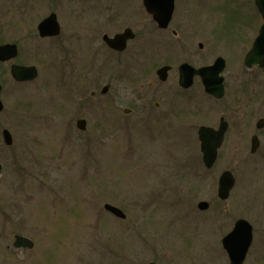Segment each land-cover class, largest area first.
Here are the masks:
<instances>
[{
	"label": "rangeland",
	"instance_id": "1",
	"mask_svg": "<svg viewBox=\"0 0 264 264\" xmlns=\"http://www.w3.org/2000/svg\"><path fill=\"white\" fill-rule=\"evenodd\" d=\"M215 1L208 0L205 24L244 27V35L255 31L251 5L219 0L222 12L216 14L211 9ZM53 6L45 0H0V41L35 32ZM58 8L67 27L60 39L51 45L26 40L14 60L36 65L38 78L15 83L10 63L0 66L5 104L0 115V264H229L222 238L238 218L248 219L255 229L245 264H264V129H256L264 116L262 73L245 69L241 48L230 37L224 38L229 46L216 47L219 54L226 56V48L230 55L226 75L231 95L224 102L236 101L237 116L252 111V122L245 130L243 118H235L236 129L228 133L214 169L206 172L197 131L200 125L217 126L222 114L210 108L207 98L202 103L199 96L184 94L171 97L155 113L124 115L132 97L118 88L123 84L101 95L107 82L104 68L76 62L85 50L72 52V41L65 38L76 29L74 11ZM197 13L193 7L190 17ZM165 57L157 54L151 67ZM116 87L126 103L115 100ZM190 102L194 106L187 107ZM78 118L87 120L86 131L76 127ZM3 129L13 135L10 148ZM255 133L261 146L252 154ZM228 169L237 183L222 202L218 179ZM203 200L211 204L208 211L197 209ZM105 203L121 208L126 218L106 211ZM16 234L31 238L34 248L16 250Z\"/></svg>",
	"mask_w": 264,
	"mask_h": 264
},
{
	"label": "flooded vegetation",
	"instance_id": "2",
	"mask_svg": "<svg viewBox=\"0 0 264 264\" xmlns=\"http://www.w3.org/2000/svg\"><path fill=\"white\" fill-rule=\"evenodd\" d=\"M72 1L74 0H45L49 5L54 4V6L51 7L52 10L50 9V13L47 16L52 13L56 14L60 25V32L58 34L42 36L37 25L35 32H30L28 30L23 31L19 37L13 38L10 36V38L1 40L0 43L15 44L19 51L20 46L22 47L25 43H28L25 42L26 40L32 44L46 43V45H51L50 43L60 39L63 34V27L67 30V27L61 20H59L60 13L58 6L63 5L69 11H74V14L72 15V26L76 28L72 32V38L69 36L65 37L67 36L66 31H64L63 38L65 37L68 42L72 41V52L75 51L74 49L85 50V57L75 58L76 62H78L79 65L85 64V66H96L98 64L103 66L104 71L102 75L106 76L107 82L101 88V95L107 96L108 93H110L111 88L123 84V86H119L118 88L127 91L128 97H132L128 99L131 103L126 101L128 103L126 108L123 109L124 115H132L136 112L135 110H138L142 116L143 114L155 113L156 110L164 106L167 100L169 102L170 98L173 96L174 99H176L177 97H182L181 95L184 94L190 97L197 95L199 98H202V103L203 98L205 97L209 100L208 103L210 102L209 104L213 105L210 108H214L215 111L217 110L222 114L217 126H205L218 130L224 125L226 129L223 142L219 149V155L231 128L233 129L234 127V129H236L237 121L235 118H243V121L240 123L244 124L245 130L250 127L252 122V111H246L245 113H242V115L237 116L236 110L233 109V105L236 101L232 100L231 102H224L225 96L228 95V93L230 94L231 90L226 75L228 58H230V55L228 53L229 50L226 48V56L224 54H219V52L216 51V47H220L221 44H224L223 46H229L230 43L224 41V38L226 39L225 36L230 37L228 41H234L241 48L239 61L243 58L242 63L245 69L247 71H252L253 69L257 70L262 73L264 77L262 69L257 66L249 68L245 63L246 55L252 48L263 22L258 11L255 14V20L257 21L255 31L246 30L244 35V27L237 28L235 25L225 26L221 25L220 22L213 26L205 24V19L202 18V14L203 12L206 13L207 9H210V7H208L210 6L208 0H149L148 4L151 10H149L146 0ZM243 2L245 5L255 7V0H243ZM27 5L25 4L23 12ZM193 7H198L199 13H197L196 16L190 17V12L193 10ZM211 9L212 12H216V14L222 12L219 0H216L215 3H213ZM155 15L160 16L161 20H157ZM77 23H82L84 26H76ZM78 27L81 31L77 30ZM238 32L240 34H238ZM241 34L243 38L240 37ZM199 39L200 41L197 43ZM111 41L115 42L111 43ZM57 48L65 49L63 45H60ZM159 53H164L166 55L163 63L151 67L157 60V54ZM18 56L15 59H17ZM180 57L184 58L180 59ZM218 58H223L225 61V69L223 71V96L217 97L215 94L208 92L204 84V77L200 74H194L190 86L185 87L181 84L180 67L183 64H189L194 69H200L212 66ZM15 59L7 62L10 63L9 69H11V66L14 63L28 65L14 62ZM162 68H166V71L160 73ZM246 70L244 71L246 72ZM213 73L214 71L206 72L205 78L214 79ZM162 75L164 79L161 77ZM151 76H155V80H148ZM168 81L171 82L170 86L164 88L163 84ZM185 82L189 83V78H186ZM216 84L217 83H214V86ZM105 87H107L106 91H104ZM238 89L239 88L236 86L234 92L239 93ZM116 90L117 97H115V100L121 104L126 103L124 102V99L120 97V90H118L117 87ZM244 92H246V89ZM96 94L97 91H92L93 96H96ZM232 97L233 99L236 98V94ZM135 104L141 105L136 107ZM193 104L195 103L190 102L187 107H192L194 106ZM248 106L249 103H247L246 107ZM187 107L184 109L187 110ZM198 110V114H200L201 111H203V108H198ZM210 110L214 111L213 109H207L206 111L211 112ZM227 112L230 114L229 116L226 115ZM261 119H264V116L256 121V129L258 131L264 129L262 127L261 129L260 127L258 128V123ZM201 126L204 125H200L199 128ZM254 136H257L259 140V150L261 146L259 134L255 133L251 137V144ZM198 141L201 161H203L199 135ZM12 145H6V147L10 148ZM223 251L227 254L224 247ZM250 251L248 254L251 253ZM248 257L249 255H247L246 260H248Z\"/></svg>",
	"mask_w": 264,
	"mask_h": 264
},
{
	"label": "water",
	"instance_id": "3",
	"mask_svg": "<svg viewBox=\"0 0 264 264\" xmlns=\"http://www.w3.org/2000/svg\"><path fill=\"white\" fill-rule=\"evenodd\" d=\"M160 1V0H157ZM149 0H146V4L148 5ZM256 5L263 17V24L261 26V30L259 35L257 36L253 47L247 54L245 58V63L247 66H259L263 69L264 72V0H255ZM149 10H151L149 8ZM171 14V12H170ZM157 20H161L160 16L155 15ZM168 19V18H167ZM167 22V21H166ZM39 32L42 36L56 35L60 32V25L57 20L56 14L52 13L44 20L40 22L38 25ZM115 42V41H111ZM18 55V48L15 44H0V62L8 61L15 58ZM225 69V61L223 58H218L212 66L194 69L189 64H183L180 67L181 70V84L183 86L188 87L191 84L192 77L194 74H200L204 77V84L206 86V90L212 94H215L217 97H221L224 94V77L222 76V72ZM166 68H162L160 73L165 72ZM208 71H214V79L213 78H205V73ZM38 68L34 65L26 66V65H12V76L17 81H32L38 77ZM188 75V77H187ZM163 79V75L161 76ZM189 78V83L185 82V79ZM214 83H217L214 86ZM107 90V87L104 88V91ZM1 91L2 85L0 82V113L4 110V103L1 99ZM259 127L264 126V119H261L258 123ZM78 127L82 130L86 129V121L85 119L78 120ZM225 126L222 125L219 130H214L211 127L202 126L199 130V137L201 140V149L203 151V160L207 168H212L218 158V149L223 142V137L225 133ZM3 136L5 143L10 145L13 142L12 135L8 129L3 130ZM259 146V141L255 136L252 140V152H256ZM2 171V164L0 163V173ZM236 183V179L233 173L229 170L224 171L219 179V187H218V196L226 200L229 198L232 189L234 188ZM105 209L115 216L124 218V212L110 204L106 203L104 205ZM199 209L207 210L209 208V203L207 201H201L198 204ZM224 245L228 251L231 264H244L247 253L253 242V227L250 222L246 219H239L233 228V230L228 233V235L224 238ZM14 246L18 248H33L34 242L25 237L16 235ZM156 264V263H150Z\"/></svg>",
	"mask_w": 264,
	"mask_h": 264
},
{
	"label": "trees",
	"instance_id": "4",
	"mask_svg": "<svg viewBox=\"0 0 264 264\" xmlns=\"http://www.w3.org/2000/svg\"><path fill=\"white\" fill-rule=\"evenodd\" d=\"M0 66H2V64H0ZM0 75H2V74H0Z\"/></svg>",
	"mask_w": 264,
	"mask_h": 264
}]
</instances>
